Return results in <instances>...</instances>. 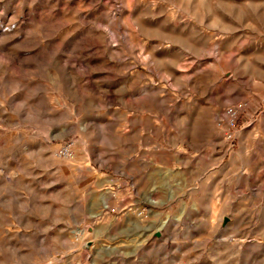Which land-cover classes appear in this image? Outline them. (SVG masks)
<instances>
[{"label": "rangeland", "instance_id": "obj_1", "mask_svg": "<svg viewBox=\"0 0 264 264\" xmlns=\"http://www.w3.org/2000/svg\"><path fill=\"white\" fill-rule=\"evenodd\" d=\"M0 264H264V0H0Z\"/></svg>", "mask_w": 264, "mask_h": 264}, {"label": "built area", "instance_id": "obj_2", "mask_svg": "<svg viewBox=\"0 0 264 264\" xmlns=\"http://www.w3.org/2000/svg\"><path fill=\"white\" fill-rule=\"evenodd\" d=\"M68 152H69V150H67V154H69Z\"/></svg>", "mask_w": 264, "mask_h": 264}]
</instances>
